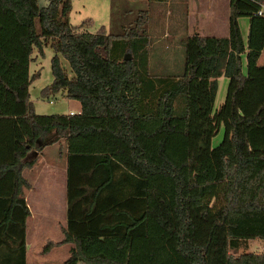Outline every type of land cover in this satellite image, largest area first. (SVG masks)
Listing matches in <instances>:
<instances>
[{"label": "trees", "instance_id": "1", "mask_svg": "<svg viewBox=\"0 0 264 264\" xmlns=\"http://www.w3.org/2000/svg\"><path fill=\"white\" fill-rule=\"evenodd\" d=\"M263 5L230 0L229 35L188 37L183 74L161 77L148 70L147 10L123 33H92L90 19L69 22L71 0H0V264H26L22 170L61 138L62 243H73L63 264H264V251L230 252L264 241ZM48 44L53 78L41 93L64 92L79 113L38 115L29 100L31 55Z\"/></svg>", "mask_w": 264, "mask_h": 264}, {"label": "rangeland", "instance_id": "2", "mask_svg": "<svg viewBox=\"0 0 264 264\" xmlns=\"http://www.w3.org/2000/svg\"><path fill=\"white\" fill-rule=\"evenodd\" d=\"M37 2L40 7H43L47 5L48 0H37ZM162 2H167V0H138L133 4L126 0H107L102 10H99L96 9L98 3H93V0H71L72 9L69 13V22L72 25L78 26L85 20L90 19V24L84 27L89 32H96L100 26H104L107 33L119 34L123 33L130 26L135 25V20L141 15V11L148 10L146 25L144 26L145 33L150 36V42L148 44V70L152 76H179L183 74L185 64V42L188 38L187 16L183 7L172 9L173 6L171 7ZM205 2L209 3V0H205ZM212 2L215 8L214 12L216 13L212 22H216V25L223 29L225 23L227 26L229 23L227 16L230 12V0H212ZM105 5L109 6L108 19L111 22L109 23L111 26L108 27L102 21L107 19L106 15L104 17L105 19H101L102 17L98 16H101L100 11L106 10ZM95 9L98 11V14H96ZM172 12L173 14L169 15ZM171 20H174V25L171 22V25L168 26ZM240 24L243 38L247 42L249 18H240ZM168 27L171 33L172 31L178 32L180 37H177V40L171 37L168 38L166 30ZM222 29L219 34H222ZM43 50L44 57H40L36 49L33 50L31 55L33 59L29 65L30 74L39 72V76L29 85V100L32 102L36 114H68L70 110L76 113L78 111L77 106L80 103L77 100L68 99L64 92L59 91L48 96L42 95V89L49 85L53 78L50 69V59L53 56V49L48 44ZM60 59L69 77H72L73 74L68 62L63 57H60ZM228 85V77L221 76L219 78V89L214 106L215 111L223 105L226 99ZM224 135L225 129L222 126L219 132L213 137L212 146L220 144L224 139ZM38 168L39 174L37 178L35 179L36 176H33L36 175V172L31 174L33 177H30L35 182L28 194V202L32 214L29 216L30 218L27 222L29 250L35 253H38L40 249H44L47 243H50L49 248L56 245V243L59 245L60 243L56 241H59V239L63 240L66 225L65 171L62 176L60 174L56 176L55 173L50 172L48 169L44 171L41 165ZM42 172L44 173L42 174ZM55 195L57 197L53 199ZM214 203L212 201V204ZM263 243L264 241L262 239H250L245 241L238 250L232 249L230 252L234 256L248 252L262 253L264 251ZM43 252L45 253L47 251ZM65 252L66 248L64 246L57 247L44 260L48 264H59L63 260L62 258Z\"/></svg>", "mask_w": 264, "mask_h": 264}, {"label": "crops", "instance_id": "3", "mask_svg": "<svg viewBox=\"0 0 264 264\" xmlns=\"http://www.w3.org/2000/svg\"><path fill=\"white\" fill-rule=\"evenodd\" d=\"M127 2L134 3L137 2L138 0H126ZM107 2V0H93V3L97 4L96 9L102 10V7L104 6V3ZM166 3L167 5H170L171 7L173 6L172 9H178L179 7H183L185 9V13L187 16V28H188V37L194 35L195 33H198L200 35L204 36H217V37H226L229 35V23L228 26L225 23L224 28L222 29L219 28L216 24V22H212L213 17H215V12H214V6L212 0H209V3L205 2V0H167V2H162ZM129 4V3H128ZM230 4V2H229ZM109 6L105 5V11H100L101 16L98 15L99 17H102L101 19H105V15L107 19L102 20L107 27L111 26L109 23L108 19V13H109ZM127 7V6H126ZM72 9V8H71ZM95 9L96 14H98V11ZM150 9V8H149ZM129 10V9H128ZM148 11V10H147ZM113 13V12H112ZM170 13L169 15H172ZM230 14V12H229ZM229 14L227 16V20H229ZM92 17H94L92 14H90ZM111 15V12H110ZM113 15V14H112ZM174 21V20H173ZM172 20L169 22V25H171ZM240 22V20H239ZM174 25V22L172 23ZM197 26V27H196ZM241 26V24H240ZM222 29V34L220 33V30ZM167 30V36L168 38H173L177 40L176 38L180 37L177 31H172L166 28ZM249 33V32H248ZM149 35V34H148ZM150 37V36H149ZM258 64L259 65H264V50L262 51L259 59H258ZM246 66V59L244 58V67ZM220 78V77H219ZM218 78V81H219ZM217 98V97H216ZM78 111L76 113H79L81 110L80 104L77 106ZM75 113V111L70 110L68 114L70 113ZM66 157H67V144L66 141L61 138L59 141L47 145L43 148L42 152L38 155V158L36 159L35 163L30 167V168H24L22 170V174L24 178L29 182L30 187L29 188H24L23 190V196L25 198V201L30 208L29 202H28V194L30 192V189L34 186L35 180H31L30 177L36 176L35 179L37 178V175L39 174V168L38 166L41 165L43 170H49L52 173H55V175H63L65 171V197H66ZM41 170V169H40ZM36 172V175L31 176L32 173ZM44 172H42L43 174ZM57 196L55 195L53 199H55ZM51 202V201H50ZM57 204V203H56ZM31 210V208H30ZM32 214V212H31ZM30 214V215H31ZM26 220V254H25V260L26 264H48L44 258L46 256H49L54 250H56L57 247H65L66 252L63 256V260L59 264H63L65 260H67L70 256V249L73 247V243L71 242H65L62 243V240L59 239L56 242H59L60 244L58 245H53L47 252H43V249H40L38 253H35L34 251L29 250V243L27 240V230H28V219ZM66 226V225H65ZM65 229V228H64ZM264 244V243H263ZM42 256V257H41Z\"/></svg>", "mask_w": 264, "mask_h": 264}, {"label": "built area", "instance_id": "4", "mask_svg": "<svg viewBox=\"0 0 264 264\" xmlns=\"http://www.w3.org/2000/svg\"><path fill=\"white\" fill-rule=\"evenodd\" d=\"M258 14H259V15H264V5H263L262 8L258 11ZM71 114H73V113L71 112Z\"/></svg>", "mask_w": 264, "mask_h": 264}, {"label": "water", "instance_id": "5", "mask_svg": "<svg viewBox=\"0 0 264 264\" xmlns=\"http://www.w3.org/2000/svg\"><path fill=\"white\" fill-rule=\"evenodd\" d=\"M130 58H131L130 53H126V54L124 55V59H125V60H128V59H130Z\"/></svg>", "mask_w": 264, "mask_h": 264}]
</instances>
